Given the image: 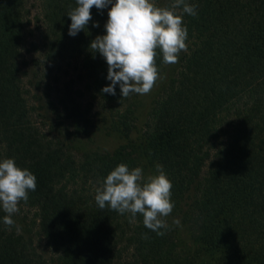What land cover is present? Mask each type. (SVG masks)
<instances>
[{
    "label": "trees",
    "instance_id": "16d2710c",
    "mask_svg": "<svg viewBox=\"0 0 264 264\" xmlns=\"http://www.w3.org/2000/svg\"><path fill=\"white\" fill-rule=\"evenodd\" d=\"M186 2L197 6V15L183 16L187 51L169 74L157 50L164 78L139 118L135 93L123 98L119 85L116 95L102 92L111 83L108 65L90 49L106 34L111 5L93 7L92 20L73 37L68 13L76 0H38L41 62L66 69L61 86L46 95L53 135L31 119L22 84V46L32 33L27 0H0V161L14 158L36 176V190L20 205L33 210L36 233L54 256L43 259L29 237L3 222L0 208V264H182L169 228L158 236L142 214L130 223V213L95 201L115 167L135 168L140 160L151 175L161 165L172 182L197 264H264V0ZM93 104L107 116L94 115ZM131 134L137 142L127 141ZM102 136L123 142L75 156L62 140L87 149Z\"/></svg>",
    "mask_w": 264,
    "mask_h": 264
},
{
    "label": "clouds",
    "instance_id": "9594fccd",
    "mask_svg": "<svg viewBox=\"0 0 264 264\" xmlns=\"http://www.w3.org/2000/svg\"><path fill=\"white\" fill-rule=\"evenodd\" d=\"M78 5L68 16L71 19L68 34L76 36L92 20L91 9L109 8L105 35H98L90 44L108 65L107 80L111 83L103 93L116 95L119 85L123 98L130 94H148L163 79L156 64L157 50L164 64H176L179 55L187 51L188 29L183 23L184 14L197 15L194 4L186 0H173L170 6H158L155 0H76ZM93 27H99L94 23ZM156 175L145 176L141 167L129 168L121 163L114 168L96 189L95 201L100 209L106 206L120 214L130 213L129 222L142 214L144 226L165 233L168 217L174 203L171 200L172 182L161 165ZM36 176L27 168L17 166L14 158L0 161V208L7 214L3 222L13 226L11 218L19 212L21 201L27 202L28 193L35 191ZM176 226L180 220L174 219ZM19 230V229H17ZM147 239V235L144 236Z\"/></svg>",
    "mask_w": 264,
    "mask_h": 264
},
{
    "label": "rangeland",
    "instance_id": "374dc122",
    "mask_svg": "<svg viewBox=\"0 0 264 264\" xmlns=\"http://www.w3.org/2000/svg\"><path fill=\"white\" fill-rule=\"evenodd\" d=\"M38 0H27V9L29 11V31L32 32L31 35L27 34L24 44L22 46V59L25 62V66H23V76H22V84L25 92V98L28 102L31 111V119L35 122L39 128L43 131H52L55 130L52 126L51 120L52 115L48 111V107L46 106L47 94H53L54 89L56 86H61V83L65 80V72L64 66H61L59 69L58 67L50 66L46 63L42 64L41 62V51L38 48V35L35 33L34 28L36 27V22L34 16L38 12ZM71 66V65H69ZM178 67V63L176 64H169V74H172L176 71ZM68 75H72L71 69L69 68L67 71ZM48 75L47 77H45ZM55 82L57 84L55 85ZM77 85V84H76ZM75 85V86H76ZM149 94H136L135 103H137V107L135 109V115L139 118L143 115V106L145 99ZM48 98V97H47ZM89 102V98L84 96V102ZM118 106H114L116 108ZM126 109L125 104L119 107L120 111ZM96 110L95 104L92 105L91 112L94 113ZM99 115L107 116L108 112H104L103 109L100 111L96 110ZM90 112V113H91ZM140 114V115H138ZM95 115V113H94ZM139 122V121H137ZM50 124V125H49ZM51 127V128H50ZM54 135V131H52ZM57 133V132H56ZM55 133V134H56ZM117 139L116 137L109 136V137H100L98 138V142L90 146V148L85 147L84 144H80L77 141H70L66 138H62L64 144L66 145L67 149L73 153L75 156L81 155L84 151H89L90 149H95L93 146H101L107 148H113L117 144L123 142V136ZM128 140L134 141L133 143L137 142L136 137L131 134ZM126 141V142H127ZM93 142V141H92ZM138 167L143 169L145 176L151 174V170L149 167H146L142 160H140ZM19 212L14 214L11 218L15 221V224L12 226L16 231L23 233L27 237L31 239L32 245L35 248V251L38 252L43 259L46 261H50L54 256L51 250L47 247L45 241L37 235L36 233V225L34 221V213L33 210H30L27 207H23L22 205H18ZM183 211H178L175 207L173 208L171 214L166 217V222L168 224V228L172 231L175 244L178 247L179 258L181 259L182 264H197L200 260L199 255L196 253V249L193 248L190 242L186 238V234L184 233L183 225ZM179 219L181 222V226H176L173 223L174 219ZM19 229V230H17Z\"/></svg>",
    "mask_w": 264,
    "mask_h": 264
}]
</instances>
